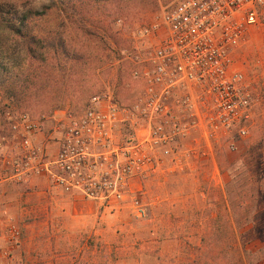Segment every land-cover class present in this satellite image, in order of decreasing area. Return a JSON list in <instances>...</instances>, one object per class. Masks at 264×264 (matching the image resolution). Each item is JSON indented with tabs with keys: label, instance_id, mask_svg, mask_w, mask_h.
<instances>
[{
	"label": "built area",
	"instance_id": "1",
	"mask_svg": "<svg viewBox=\"0 0 264 264\" xmlns=\"http://www.w3.org/2000/svg\"><path fill=\"white\" fill-rule=\"evenodd\" d=\"M263 20L264 0H177L135 32L155 45L138 58L133 76L143 88L134 101L105 90L81 114L61 111L50 139L47 116L5 113L0 186L42 180L51 192L129 205L146 219V189L161 175L196 170L222 141L235 150L249 137L260 100L232 71V55ZM22 244V226L0 208V264H16Z\"/></svg>",
	"mask_w": 264,
	"mask_h": 264
},
{
	"label": "rangeland",
	"instance_id": "2",
	"mask_svg": "<svg viewBox=\"0 0 264 264\" xmlns=\"http://www.w3.org/2000/svg\"><path fill=\"white\" fill-rule=\"evenodd\" d=\"M73 2L77 7L82 6L79 0ZM176 2L93 0L88 6L93 7V11L99 9L95 14L96 21L101 18L105 27L92 21L87 26L98 31L100 38L104 39L99 47H104L106 42L110 46L106 54L111 56L107 64L96 70L97 81L74 82L72 88L81 90V94H85L84 99L80 101L81 96L76 95L65 103L59 101L61 104L55 102L57 88L54 85L45 86L42 97L25 98L23 101L7 95L0 87V138L9 134L5 125V113L8 111L25 112L36 119L47 116L50 120L46 123L45 137L50 139L54 136L51 130L56 120L61 118V111L81 114L89 99L105 90L115 93L124 103L134 101L143 88L142 82L133 76L140 69L138 58H143L155 45L139 40L135 32ZM50 6L52 0H0V69L9 78L19 73L24 64V53L15 33L20 20L26 15L30 17L27 32H47L55 27L53 12L56 9L52 7V15L43 20L34 18L33 14ZM111 35L120 38V47L114 44ZM85 44L93 50L99 48L96 46L99 42L95 45L89 40L80 47ZM231 69L245 75L260 100L249 137L237 140L235 150L222 141L215 149L214 161L199 165L196 170L161 175L146 189V219L136 218L129 205L112 210L99 204L94 219L86 229H82L75 210H71L72 216H68L64 214L66 209L60 206L38 208L32 203L25 204L26 190L21 188L23 186H0L1 196L3 189L9 188L5 195L9 201L0 202V208L11 212V208L6 206L11 203L23 211L18 222L24 237L16 264H162L163 260L156 261L153 251L164 246L172 251L173 244H162L166 238L168 240L173 235L189 237L181 244L192 253L186 242L191 246L201 244L200 237L211 234L222 236V249H227L228 239L236 235L240 245L235 253L241 254L244 249L256 252L253 262L259 260L258 264H264V20L251 28L246 41L236 49ZM118 72L122 80L120 87L117 85ZM14 83L16 85L20 81ZM88 92L90 94L86 95ZM58 195L61 194L54 196ZM28 196L34 199L35 195ZM52 207H57V210ZM193 234L199 237L189 236ZM187 258L193 260L196 255Z\"/></svg>",
	"mask_w": 264,
	"mask_h": 264
},
{
	"label": "trees",
	"instance_id": "3",
	"mask_svg": "<svg viewBox=\"0 0 264 264\" xmlns=\"http://www.w3.org/2000/svg\"><path fill=\"white\" fill-rule=\"evenodd\" d=\"M84 1L86 2V0H79L82 6L77 7L73 0H52V6L35 12L33 17L43 20L52 15L50 10L56 9L53 12V18L56 17L55 27L49 28L47 32L43 31L42 34L33 31L27 32L30 19L28 15L20 20V27L15 33L24 53V64L20 72L13 74L11 78L3 74L0 69V87L7 95L17 97L18 100L22 101L25 98L36 99L43 96L42 91L49 84L57 88L55 91L56 103L59 101L65 103L68 98H74L76 95L81 96L80 101L84 99L85 94H81V90L72 88V85L76 81L79 83L96 82V70L98 67L107 64L111 58L109 54H106V51H110V46L105 42L103 43L104 47H99L104 39L100 38L97 30L87 26L92 21L96 22L98 26L105 27L101 18L96 21L95 14L99 13V9L93 11V7L88 6L93 0H88L87 4ZM111 38L116 46H121L122 41L118 36L111 35ZM87 40L95 45L99 42L96 45L99 48L93 50L86 44L81 48L82 43ZM82 49H85V51ZM15 81H20L21 84L15 85ZM121 84V75L118 72V87ZM93 90H96V88H93ZM89 92L86 95L93 93ZM5 125L9 129L8 120H6ZM200 240L201 244L192 246L186 242V245H189L193 250L189 255H196L194 264L259 263V260L254 263L252 259L256 257V252H249L244 249L241 254L235 253L238 244L240 245L236 235L228 239L227 249L220 247V244L223 243V238L220 235L202 236Z\"/></svg>",
	"mask_w": 264,
	"mask_h": 264
},
{
	"label": "crops",
	"instance_id": "4",
	"mask_svg": "<svg viewBox=\"0 0 264 264\" xmlns=\"http://www.w3.org/2000/svg\"><path fill=\"white\" fill-rule=\"evenodd\" d=\"M44 139H45L44 136H38V138H36V142H41ZM5 186H10V185H5ZM48 187L49 186L46 184V182H44L42 180L35 182V184H33L31 187H24V186L21 187L22 189L26 190V192H25L26 198L24 200V203L25 204L32 203L33 206L35 205V207H38V208H44V206H47V205L60 206V207L66 209V211L65 212L63 211V212L65 215H68V216H72L71 210H75V213H76L75 217H77L78 220L81 221L80 227L82 229H86V226H88L89 223L94 219L93 216L98 211V205L99 204L94 203V202H88L85 200L83 201L79 197H77V195H75V194H69V195L61 194L58 196H54L57 193L49 191ZM8 189H9L8 187L3 189L4 193H2V196L0 195V198H1L0 202L9 201V197L5 196L6 193H8V191H9ZM39 191H41V193H38ZM45 192H48L49 194H46ZM30 194L35 195L34 199L28 198V197H30V196H28ZM6 206L7 207L9 206L11 208V214L16 218V220H19L23 217L22 209L15 207V205L11 204V203L9 205H6ZM52 209H55V207H52ZM55 210H57V207ZM152 235L154 236L155 234L153 233ZM189 236L194 237V239H195V238H197L198 235L193 234V235H189ZM23 237H24V231H23ZM177 237L178 236L173 235L172 237L170 236V239L168 238V240H167V238H166L165 241H162V244L163 243L164 244L165 243L173 244L174 248L172 251L169 252L167 250V248H165V246L162 247L161 250L159 247V248H156L155 251H153V254H155V256H157L156 261H162L163 260L162 264H164L166 261H167L166 264H191V263L194 264L195 259L190 260L189 258H187L189 256V252L187 251L186 247H184L183 244H181V242H183L185 240V238L187 239L189 237H185L184 235L179 236L178 238ZM159 244H161V243H159ZM128 261H131V258Z\"/></svg>",
	"mask_w": 264,
	"mask_h": 264
}]
</instances>
